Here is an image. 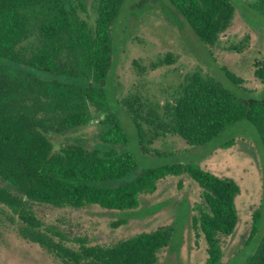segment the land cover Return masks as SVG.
<instances>
[{"label": "trees", "instance_id": "1", "mask_svg": "<svg viewBox=\"0 0 264 264\" xmlns=\"http://www.w3.org/2000/svg\"><path fill=\"white\" fill-rule=\"evenodd\" d=\"M124 0H90L94 18L81 16L85 0H0V224L16 222L20 236L64 264H155L173 235L171 225L117 240L90 244L84 233L44 221L34 204L133 209L138 196L167 175L187 173L203 189L191 224L206 242L205 264H222L219 235L237 223L236 183L191 164L137 170L131 153L67 143L58 150L50 134L76 131L100 117V141L124 145L129 136L107 101L112 64V25ZM200 41L212 46L233 18L230 0H167ZM255 8L264 11V0ZM166 53L151 63L172 64ZM234 83L240 79L224 70ZM255 76L264 81V62ZM142 147L163 133L189 145L212 141L230 125L248 120L264 149V96L239 97L195 70L179 83L163 114L134 95L122 102ZM260 215L253 213L251 236ZM241 264H264V229L255 251Z\"/></svg>", "mask_w": 264, "mask_h": 264}, {"label": "rangeland", "instance_id": "2", "mask_svg": "<svg viewBox=\"0 0 264 264\" xmlns=\"http://www.w3.org/2000/svg\"><path fill=\"white\" fill-rule=\"evenodd\" d=\"M85 1L87 9L81 16L92 23L94 12L90 0ZM230 1L235 8L231 24L214 45L208 46L167 0H124L112 25V64L105 91L109 109L129 136L128 143H102L100 117L76 131L53 133L49 138L54 150L78 143L89 148L127 151L137 170L182 163L232 179L238 187L234 201L237 223L230 235H219L221 259L222 264H241L255 251L264 229V149L256 129L248 120H241L205 144L189 145L177 134L163 133L142 147L122 103L136 95L163 114L162 104L173 100L179 83L195 70L210 75L236 96H264V81L255 76L257 65L264 62V11L255 8L257 0ZM166 53L172 55V64L151 67ZM224 70L240 82L230 81ZM202 191L183 173L160 179L154 191L138 196L133 209H108L94 204L79 209L43 204H34V208L44 221L69 229L71 237L84 233L90 244L98 245L171 225V241L159 252L155 264H205V239L202 234L195 236L191 224ZM254 212L260 219L257 232L251 236ZM0 264L64 263L22 238L16 222L5 221L0 224Z\"/></svg>", "mask_w": 264, "mask_h": 264}]
</instances>
